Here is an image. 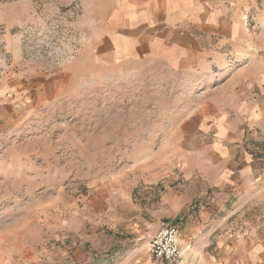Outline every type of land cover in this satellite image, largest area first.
I'll return each mask as SVG.
<instances>
[{"label": "rangeland", "instance_id": "1", "mask_svg": "<svg viewBox=\"0 0 264 264\" xmlns=\"http://www.w3.org/2000/svg\"><path fill=\"white\" fill-rule=\"evenodd\" d=\"M246 10L199 68L99 67L80 0H0V264H167L149 251L162 195L191 181L216 232L257 221L264 182L223 180L229 139L211 127L264 69V0ZM255 127L231 141L264 158Z\"/></svg>", "mask_w": 264, "mask_h": 264}, {"label": "crops", "instance_id": "2", "mask_svg": "<svg viewBox=\"0 0 264 264\" xmlns=\"http://www.w3.org/2000/svg\"><path fill=\"white\" fill-rule=\"evenodd\" d=\"M251 2L80 0L82 19L90 23L94 39L92 47L95 45L93 52L99 67L104 62L160 61L176 70L199 68V64L213 53L216 40L222 44L237 37L241 18ZM242 83L240 93L226 98L229 105L223 113L230 121L221 127L213 121L211 127L229 139L225 146H216L230 162L222 169L230 173L223 180L226 183L264 182V158L257 153L256 144L231 141L239 136L243 140L244 131L251 137L256 136L257 131L252 132L257 130L255 126H264V69L261 68L252 80L245 78ZM237 117L241 119V135L236 134L232 122ZM169 182L171 180H165L166 184ZM191 183L180 195L176 187L163 194V208L158 212L159 220L163 219V222L178 221L180 245L190 260L195 264H264V208L256 222L244 223V232L220 234L216 232L219 223L209 221L213 206L192 211L193 199L201 197L204 192L192 191ZM260 194L263 199L264 190ZM183 205H186V211L181 213Z\"/></svg>", "mask_w": 264, "mask_h": 264}, {"label": "built area", "instance_id": "3", "mask_svg": "<svg viewBox=\"0 0 264 264\" xmlns=\"http://www.w3.org/2000/svg\"><path fill=\"white\" fill-rule=\"evenodd\" d=\"M180 228L176 223H163L149 242V251L170 264H195L180 245Z\"/></svg>", "mask_w": 264, "mask_h": 264}]
</instances>
